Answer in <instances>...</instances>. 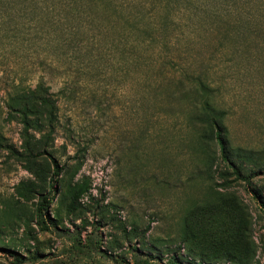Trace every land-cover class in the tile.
<instances>
[{
  "label": "rangeland",
  "instance_id": "1",
  "mask_svg": "<svg viewBox=\"0 0 264 264\" xmlns=\"http://www.w3.org/2000/svg\"><path fill=\"white\" fill-rule=\"evenodd\" d=\"M61 4L35 24L26 10L0 17V130L18 147L20 126L1 121L6 93L42 76L56 100L52 152L63 166L37 225L36 200L14 193L32 177L0 150V264H170L172 255L230 264L194 260L176 239L185 214L210 195L240 207L249 264H264V165L233 158L236 178L214 142L207 158L178 98L203 82L225 112L231 153L264 155V0H216L212 19L181 7L169 38L143 45L120 13ZM82 183L89 195L70 204L68 187Z\"/></svg>",
  "mask_w": 264,
  "mask_h": 264
},
{
  "label": "trees",
  "instance_id": "2",
  "mask_svg": "<svg viewBox=\"0 0 264 264\" xmlns=\"http://www.w3.org/2000/svg\"><path fill=\"white\" fill-rule=\"evenodd\" d=\"M215 1L0 0V17L5 15L18 17L26 10L29 11L31 18L35 17L32 18L33 23H39L40 13L44 10L48 12L49 6L54 9L55 3L62 5L61 2L79 14L85 13L84 9L106 11L110 9L111 17L120 13V18L128 31L127 36L129 32L136 33L141 37L139 45H143L153 44L158 36L163 42L169 38V34H166L167 30L175 23V15L181 7H192L191 13L196 17L203 14L209 19L216 18L217 11L209 7ZM197 7L199 10L195 12ZM125 39L127 40L128 37ZM140 58L144 61V58L141 56ZM178 98L189 103L187 113L189 121L193 126L196 142L204 148L207 158L211 156L210 146L214 142L219 148L221 159L230 166L236 178L241 177V166L236 164L233 158L252 162L257 168L264 165L263 154L260 156L241 149L231 153L227 147L223 124L225 112L209 101V89L203 82L197 81L194 88L181 91ZM4 109L5 117L1 121L5 124L15 122L20 126L18 134L20 143L16 147L0 130V150H4L10 158L20 163L32 177L31 181L19 182L15 186V196L25 202L36 200V223L43 225L45 215L43 212L49 203L47 193L54 191L55 179L63 170V166H58L52 152L57 124L55 96L41 76L33 86L26 84L12 86L6 93ZM66 194L70 197L71 204L78 198L89 195V189L85 183L73 184L68 187ZM243 217L238 205L230 201L220 202L214 195H210L207 200L195 203L185 214L176 239L185 248L187 254L199 262L249 264L250 247ZM48 223L54 225L50 219ZM168 261L170 264H181L176 261L174 255Z\"/></svg>",
  "mask_w": 264,
  "mask_h": 264
}]
</instances>
